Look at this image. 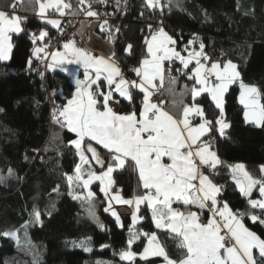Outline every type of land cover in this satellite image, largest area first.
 I'll return each instance as SVG.
<instances>
[{"label":"trees","instance_id":"1","mask_svg":"<svg viewBox=\"0 0 264 264\" xmlns=\"http://www.w3.org/2000/svg\"><path fill=\"white\" fill-rule=\"evenodd\" d=\"M121 1L115 21L106 26L107 29L117 27L116 37L109 39L99 27L97 32L110 41L113 59L127 70L125 75L134 76L132 69L139 67L147 57L145 37L151 35L149 26L152 32L163 27L176 40V50L184 55L188 41L195 40L189 50H199V44L203 43L205 54L215 51L236 63L240 80L256 86L261 104H264V0H160L161 7L157 8H148L145 0ZM67 2L72 5L68 13L76 15L78 2ZM37 9L35 0H0V10L14 11L23 18V31L11 35L9 61H0V233L17 231L21 237L18 245L13 239L0 235V264L159 262L158 258L120 260L118 253L128 246L130 228L141 233H155L169 257L181 259L184 250L177 247L174 234L156 229L148 210L140 209L142 219L135 227L131 226L128 216L123 217L119 227L110 215L96 210L102 202L96 187L92 213L86 210L87 204L68 194L67 177L74 175L79 159L69 143L76 136L54 123L53 113L67 103L73 81L62 72H50L48 68L41 78L33 72L44 63L33 55V50L42 44L38 39L33 42V34L38 37L41 30L48 32L49 36L43 41L48 50L56 32L36 14ZM129 45L131 49L126 51ZM177 69H182V65L175 60L171 75L177 78L176 83L169 85L166 81L165 89L170 87L172 91L163 90L164 105L174 115H179L181 101L192 102L188 89L195 84ZM183 71L190 74V67ZM239 89V82L234 83L225 94L224 117L230 127L223 137L215 126L220 113L208 96H199L196 103L213 122L208 136L215 139L213 147L223 162L220 165L223 168L212 176L222 187L219 200L227 202L234 212L256 211L259 214V210L250 208L247 198L238 192L226 170L228 165L242 163L258 178L260 166L264 165V126L256 127L244 121L243 107L238 103ZM133 97L136 106L138 94L134 93ZM121 104L124 110L125 105ZM87 143L92 142L86 140ZM96 147L107 155L106 150ZM94 170L101 171L99 165ZM113 179L125 198L145 192L134 165L115 171ZM56 188L59 190L53 191ZM34 211L40 213L39 222L34 219ZM97 220L104 225L103 230ZM243 223L264 238V224L253 223L247 215ZM81 241H85L91 251L77 246ZM145 241L146 237L140 235L132 248L140 251Z\"/></svg>","mask_w":264,"mask_h":264},{"label":"snow or ice","instance_id":"2","mask_svg":"<svg viewBox=\"0 0 264 264\" xmlns=\"http://www.w3.org/2000/svg\"><path fill=\"white\" fill-rule=\"evenodd\" d=\"M99 2L103 3L104 0ZM35 4L38 5L36 14L58 29L60 21L48 19V10L54 9L59 16H64L66 10L72 8L67 0H35ZM145 4L148 8L161 7L160 0H145ZM78 5L85 6L79 10L87 17L98 16L92 10V0H78ZM12 7L15 10V5ZM107 23L105 20L100 25L101 31H108ZM22 25V17L0 10V61L9 58L12 49L9 34L22 32ZM149 29L151 35L145 37L147 57L139 67L132 69L138 80L126 79L112 57L96 56L89 49L78 47L73 40L63 44V52L50 54L52 63L48 65L49 68L65 64L84 68L83 80L75 81V94L66 105L53 113L54 123L76 136L69 143L75 148L79 163L74 168L75 175L67 177L68 194L74 200L87 204L86 210L92 213L95 193L90 186L94 181H99L100 192L108 201L104 211L110 213L118 225L120 217L113 210L112 202L135 205L133 227L142 219L137 213L140 206L146 203L155 227L174 234L177 247L184 250L181 259L173 260L155 233H141L130 228L128 246L118 253L121 261L133 262L137 257L147 261L151 257H160L164 264H264V238L250 231L243 223V217L247 215L253 223L264 224V165L260 166L259 178L249 173L242 163L228 165L233 182L248 199L250 208L259 210V214L256 211L234 212L227 202L221 206L217 197L222 187L214 183L203 169L215 170L223 162L212 150V143L202 139L213 130V122L206 118L203 108L196 103V98L202 93L210 95L220 110L215 126L223 137L230 127L224 119V94L229 87L239 82L240 103L245 108L244 120L256 127L264 126V104L260 102V92L256 86L240 80L237 66L231 61L222 66L219 62H211L208 66L210 58L203 51V43L199 44V50H189L196 43L195 40H189L184 49L188 53L185 57L176 50V40L163 27L154 32L151 26ZM47 35L46 31L41 30L38 37L33 34V42L37 39L42 41ZM131 47L129 45L126 51ZM43 52L44 47H37L33 55L39 57ZM175 60L182 65V69H177V72L195 81L194 86L188 89L192 103L189 105L181 101L179 115H173L162 100H154L157 93L163 94L161 90L165 89L166 81L169 85L176 83L177 78L171 75ZM165 61L169 62L167 67ZM193 61L195 67L191 73L183 71ZM28 63L31 65V60ZM61 70L65 69L62 67ZM91 73H95V76ZM101 79L105 84L98 83ZM105 86L107 91L104 90ZM132 89L143 93L139 114L136 111L120 114L114 107L119 103L115 95L131 103L134 98ZM165 90L172 91L170 87ZM194 116L199 117L198 124H193ZM85 140L94 143L85 144ZM96 145L106 150L107 155H103ZM164 157L170 163L163 162ZM93 162L99 165V173L93 170ZM133 165L138 171L141 186L147 191L133 199H124L118 190L115 193L112 191L115 183L113 173ZM75 188L82 190L76 191ZM254 189L259 192L258 199L251 198ZM174 203L184 205L186 210L174 208ZM193 206L200 211L190 210ZM205 209L211 213L207 223L200 220V213ZM33 216L39 222L40 213L34 211ZM96 222L103 230L104 225L98 220ZM0 235L15 240L18 245L20 243L17 231ZM140 235L147 237L148 244L142 253H135L131 248ZM77 246L91 251L85 241ZM254 250L258 257L254 255Z\"/></svg>","mask_w":264,"mask_h":264},{"label":"crops","instance_id":"3","mask_svg":"<svg viewBox=\"0 0 264 264\" xmlns=\"http://www.w3.org/2000/svg\"><path fill=\"white\" fill-rule=\"evenodd\" d=\"M9 13H11V14H13V15H18V13H16V12H9ZM50 14H54V16L53 17H50L49 15ZM19 16V15H18ZM39 16V15H38ZM40 17V16H39ZM60 17L61 16H59V14L58 13H56L55 12V10L54 9H49L48 10V12H47V18L48 19H58L59 21H60V24H61V19H60ZM41 18V17H40ZM50 26H52L51 24H49ZM99 27V29H100V26H99V24H98V22L96 21V20H94L93 18H90L89 20H86V21H83V22H81L79 25H78V27H77V30H76V34H75V36L71 39V40H73V41H75V43H76V45L78 46V47H81V48H86V49H89L90 51H92L96 56H104V57H112V59H113V56H112V45H111V43H110V41H108L107 39H105V38H103L98 32H97V28ZM52 28L55 30L56 28L55 27H53L52 26ZM47 32V31H46ZM48 33V32H47ZM13 33H10L9 35H10V37H11V35H12ZM49 36V34L47 35V36H45L44 37V39L46 38V37H48ZM39 40V39H38ZM42 44L41 45H39L38 47H44L45 48V52H43V53H40L39 54V57H37V60L39 61V60H45V59H47V57H48V52H47V44L46 43H44L43 41L44 40H39ZM67 42V41H66ZM12 44V43H11ZM11 51H12V49H11ZM57 51H60V52H63L64 51V49H63V45L57 50ZM181 54H182V52H181ZM182 55H184V54H182ZM187 55H188V53L187 54H185L184 56L185 57H187ZM10 56H11V52H10V54H9V58L6 60V61H4V62H7V61H9V59H10ZM46 57V58H45ZM114 60V59H113ZM178 61V60H177ZM228 61H230V60H226V61H224V62H219V63H221V66L223 65V63H225V62H228ZM179 62V61H178ZM232 62V61H231ZM52 63V60H51V58H49V60H48V62H47V68H48V70L50 71V72H54V71H59V72H62L63 74H65V75H67L68 77H70L71 78V80L73 81V90L70 92V95H69V98H68V100L69 99H71L72 98V96L75 94V91H76V84H75V81H76V79H80V80H83V78H84V68L82 67V66H78V65H76V64H65V65H63V66H60V65H55V66H53V67H51V68H49L48 67V65L49 64H51ZM116 63V62H115ZM233 64H235L236 66H237V64L236 63H234V62H232ZM117 64V63H116ZM210 64L211 63H208V66H210ZM118 65V64H117ZM119 67H120V69H121V66L120 65H118ZM63 67V69H65V70H61V68ZM189 67H190V73H191V69H193L194 67H195V62L193 61V63L192 64H190L189 65ZM91 71V70H90ZM121 71H122V69H121ZM237 71H238V67H237ZM239 72V71H238ZM92 74V76L94 77L95 76V73H91ZM123 75H124V77L126 78V79H128V80H130V81H132V80H138V77H136V75H135V73H134V76L133 75H131L130 73L128 74V75H125L124 73H123ZM129 75H131V77L129 76ZM195 82V81H194ZM98 83H101V84H105V82L103 81V79H101V81H99ZM158 83V82H157ZM93 87H95V86H93ZM197 87H199V86H197ZM104 90L105 91H107V87L105 86V88H104ZM132 92H133V94L134 93H136V94H138V100H137V105L136 106H134L133 104V101L130 103L129 101H127V100H125V99H123L122 97H119L118 95H115V98H117L119 101H120V105H121V107H122V104H121V102L125 105L124 106V110H121V111H118L120 114H127V113H129L130 111L129 110H127L130 106H134V108H135V111H136V113H137V115L139 114V111H140V109H141V106H142V99H143V93H141V92H139V90L138 89H132ZM203 94H205V95H207L208 96V98L210 99V101L214 104V106H215V103L212 101V99H211V97H210V95L208 94V93H202L201 95H203ZM226 94V93H225ZM225 94H224V97H225ZM200 95V96H201ZM198 98V97H197ZM196 98V99H197ZM67 100V101H68ZM261 102V101H260ZM192 103V102H191ZM190 103V104H191ZM238 103L243 107V118H244V112H245V108H244V106L240 103V89H239V94H238ZM67 104V103H66ZM65 104V105H66ZM189 104V105H190ZM216 107V106H215ZM218 111H219V113H220V110L218 109ZM173 114V113H172ZM174 115V114H173ZM224 119H225V117H224ZM245 121V120H244ZM192 122H193V124H198L200 121H199V117H192ZM227 122V121H226ZM249 124H251V123H249ZM74 134V133H73ZM75 135V134H74ZM209 135V134H208ZM208 135H206V136H204V137H202V139L204 140V141H207L208 140V137H210V136H208ZM76 139V138H75ZM86 141V140H85ZM88 142H91V141H88ZM92 143H94V142H92ZM74 148V147H73ZM75 149V148H74ZM212 150L213 151H215V149H214V147H213V145H212ZM216 152V151H215ZM163 162H165V163H170V161H168V159H167V157H164L163 158ZM78 163H79V159H78ZM237 164V163H236ZM233 165H235V164H233ZM222 167V166H221ZM223 168V167H222ZM93 170H94V166H93ZM204 170V169H203ZM226 170H227V172L230 174V177H231V181L233 182V180H232V173L230 172V170H229V168H228V166H227V168H226ZM95 171V170H94ZM97 172V171H96ZM97 173H99V172H97ZM137 173H138V171H137ZM206 173V172H205ZM206 174H208V173H206ZM74 175H75V173H74ZM74 175H72V176H74ZM210 177H211V179L213 180V178H212V176L210 175ZM86 178V177H85ZM138 178H139V175H138ZM259 178V177H258ZM214 181V180H213ZM215 183V182H214ZM234 183V182H233ZM218 185V184H217ZM234 185H235V187H236V189L238 190V192L240 193V191H239V189L237 188V186H236V184L234 183ZM74 187H75V185H74ZM94 187H96L97 188V192L99 193V195L101 196V198H102V202L96 207V210L99 212V213H106L105 211H104V208L107 206V204H108V201L105 199V196H104V194L102 193V192H100V182L99 181H94L93 183H92V185L90 186V188H91V190L95 193V199H96V192L94 191ZM143 188V187H142ZM75 190L76 191H81L82 189H80V188H75ZM119 191V194L124 198V199H133V198H125L123 195H122V193H121V190H120V188H118V187H115V185L113 186V189H112V191H113V193H115L116 191ZM145 190V189H144ZM146 191L147 190H145V192L143 193V194H145L146 193ZM222 192V191H221ZM221 194V193H220ZM241 194V193H240ZM242 195V194H241ZM220 196V195H219ZM219 196L217 197V199L219 200ZM245 197V196H244ZM246 198V197H245ZM252 199H258L259 198V192H258V190H256V189H254L253 190V193H252V197H251ZM248 200V199H247ZM219 202H220V204H221V206L223 205V201H220L219 200ZM112 206H113V210L114 211H116L117 213H118V215H119V217H120V225H118L119 227L121 226V224H122V219H123V217H125V216H128L129 218H130V220H131V226L133 227V221H132V214H133V212L135 211V205L133 204L132 206H129V205H126V204H117L115 201H113L112 202ZM173 207L174 208H178V209H180L181 211H185L186 209H185V206L184 205H182V204H180V203H174L173 204ZM146 209V210H148L149 212H150V214H151V211H150V209H148V207H147V204L145 203V204H142L141 206H140V209ZM190 210H192V211H197V212H199L200 210L199 209H196L194 206L193 207H191V209ZM140 212V211H139ZM139 212L137 213V215L140 217V215H139ZM106 214H108V215H110L112 218H114L110 213H106ZM201 215H202V217H203V220H202V222H204V223H207V219L209 218V216L211 215V213H209L208 212V210L207 209H205L203 212H201L200 213ZM151 218H152V216H151ZM115 219V218H114ZM116 220V219H115ZM141 221V219L140 220H138V222L135 224V226L139 223ZM153 222V221H152ZM117 223V222H116ZM154 224V223H153ZM134 226V227H135ZM155 226V225H154ZM246 227V226H245ZM156 228V227H155ZM157 229V228H156ZM158 230H161V229H158ZM251 231V230H250ZM130 237V236H129ZM146 237V236H145ZM135 243V242H134ZM133 243V244H134ZM148 244V240H147V237H146V241H145V243H144V245H143V247H142V249L140 250V251H138V252H136L133 248H131V250L133 251V252H135V253H142L143 252V249H144V247L146 246ZM133 246V245H132ZM126 249V248H125ZM124 249V250H125ZM254 255H256L257 257H258V253H256L255 252V250H254ZM155 258H158V259H160V261L159 262H156V263H153V264H164V262H163V259L162 258H160V257H151V258H149V259H155ZM136 259H139V257H137ZM135 259V260H136ZM148 259V260H149ZM140 260V259H139ZM141 261H145V260H141ZM126 262H128V261H126Z\"/></svg>","mask_w":264,"mask_h":264},{"label":"built area","instance_id":"4","mask_svg":"<svg viewBox=\"0 0 264 264\" xmlns=\"http://www.w3.org/2000/svg\"><path fill=\"white\" fill-rule=\"evenodd\" d=\"M78 2V0H76ZM78 6V13L76 15H70L68 13V10H66V14L64 16H61V24H60V28H56V32L53 35L52 39H51V47L47 50L48 52V57L47 59L44 60V63H42L41 65H38L36 68L33 69V72L36 73L38 75V77H44L46 75L47 72V62L49 60V58H51V53L57 51L66 41L71 40L75 34H76V30L78 25L86 20H89L90 18H93L94 20H96L99 24L103 23L105 20H107V24H111L115 21V16L118 13V11H120L121 7H122V1L119 0H104L103 3H100L99 0H92V10L96 11L98 13V16L96 17H87L84 12H81L79 9L85 7L84 5H77ZM50 17H53L54 14H50ZM116 31H117V27H113L111 29H108V31H103L108 37L111 35V38L114 39L116 37ZM209 59L208 63L211 62H224L227 60V57L220 54V53H216L215 51H211L209 53H207ZM220 58V59H219ZM221 59H223L222 61H220ZM165 66L167 67L169 62L165 61L164 62ZM122 69V73H126L127 70ZM16 72V71H14ZM25 73H28L29 71H24ZM162 89V93H163ZM117 99V98H116ZM118 100V99H117ZM154 100L159 102V101H163L164 97L163 94L161 95L160 93H157V95L154 97ZM115 110L116 111H121L122 107L120 105V101L118 104H116L115 106ZM130 112L135 111V108L133 106H130L128 109ZM212 143V145H215V139L213 137H208V140ZM222 169V167L219 165L215 170H211L209 171L208 169H204V171L206 173H208L211 176L216 175L220 170ZM200 220H203L202 215L200 214Z\"/></svg>","mask_w":264,"mask_h":264},{"label":"rangeland","instance_id":"5","mask_svg":"<svg viewBox=\"0 0 264 264\" xmlns=\"http://www.w3.org/2000/svg\"><path fill=\"white\" fill-rule=\"evenodd\" d=\"M43 19V18H42ZM44 20V19H43ZM17 235H18V237H19V240L21 241V237H20V235H19V233L17 232ZM15 241V240H14ZM16 242V241H15ZM22 242H24V241H22Z\"/></svg>","mask_w":264,"mask_h":264},{"label":"water","instance_id":"6","mask_svg":"<svg viewBox=\"0 0 264 264\" xmlns=\"http://www.w3.org/2000/svg\"><path fill=\"white\" fill-rule=\"evenodd\" d=\"M88 155H90V154H88ZM93 166L96 167L97 165H95L94 162H93Z\"/></svg>","mask_w":264,"mask_h":264}]
</instances>
